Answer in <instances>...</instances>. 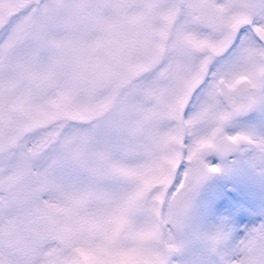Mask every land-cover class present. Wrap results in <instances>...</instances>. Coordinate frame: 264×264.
Returning a JSON list of instances; mask_svg holds the SVG:
<instances>
[{"label": "snow or ice", "instance_id": "1", "mask_svg": "<svg viewBox=\"0 0 264 264\" xmlns=\"http://www.w3.org/2000/svg\"><path fill=\"white\" fill-rule=\"evenodd\" d=\"M253 112L264 0H0V264H169L205 155L264 160ZM231 235L203 264H264V219Z\"/></svg>", "mask_w": 264, "mask_h": 264}, {"label": "rangeland", "instance_id": "2", "mask_svg": "<svg viewBox=\"0 0 264 264\" xmlns=\"http://www.w3.org/2000/svg\"><path fill=\"white\" fill-rule=\"evenodd\" d=\"M240 131L264 135V120L254 112L253 120L238 117L226 128L228 134ZM204 160L216 165L218 171L189 193V227L174 232L180 250L171 256L169 264H203L208 252L192 236V229L200 232H214L220 227L231 230L226 248L243 234L245 227L264 219V160L253 148L240 146L229 159H221L215 152H210Z\"/></svg>", "mask_w": 264, "mask_h": 264}, {"label": "water", "instance_id": "3", "mask_svg": "<svg viewBox=\"0 0 264 264\" xmlns=\"http://www.w3.org/2000/svg\"><path fill=\"white\" fill-rule=\"evenodd\" d=\"M238 147H236V148H234V149H231V150H229V151H226V152H224V153H220V152H218L222 157H226V156H229V155H231L232 153H234L235 151H236V149H237ZM214 172H207V174L206 175H204V178L200 181V182H202V181H205L208 177H210L212 174H213Z\"/></svg>", "mask_w": 264, "mask_h": 264}, {"label": "flooded vegetation", "instance_id": "4", "mask_svg": "<svg viewBox=\"0 0 264 264\" xmlns=\"http://www.w3.org/2000/svg\"><path fill=\"white\" fill-rule=\"evenodd\" d=\"M241 117H243V118H249V119L253 120V118H254V112L253 113H249V114H247L245 116H241ZM252 122L253 121H251L250 123H252Z\"/></svg>", "mask_w": 264, "mask_h": 264}]
</instances>
